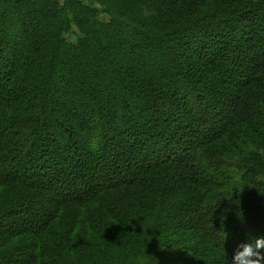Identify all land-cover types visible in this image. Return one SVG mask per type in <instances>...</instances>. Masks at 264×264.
<instances>
[{"label": "trees", "instance_id": "trees-1", "mask_svg": "<svg viewBox=\"0 0 264 264\" xmlns=\"http://www.w3.org/2000/svg\"><path fill=\"white\" fill-rule=\"evenodd\" d=\"M261 236L264 0H0V264Z\"/></svg>", "mask_w": 264, "mask_h": 264}, {"label": "clouds", "instance_id": "clouds-1", "mask_svg": "<svg viewBox=\"0 0 264 264\" xmlns=\"http://www.w3.org/2000/svg\"><path fill=\"white\" fill-rule=\"evenodd\" d=\"M98 141H91V149H98ZM227 264H264V236L249 237L237 250L226 257Z\"/></svg>", "mask_w": 264, "mask_h": 264}, {"label": "rangeland", "instance_id": "rangeland-1", "mask_svg": "<svg viewBox=\"0 0 264 264\" xmlns=\"http://www.w3.org/2000/svg\"><path fill=\"white\" fill-rule=\"evenodd\" d=\"M64 0H61V2H63Z\"/></svg>", "mask_w": 264, "mask_h": 264}]
</instances>
